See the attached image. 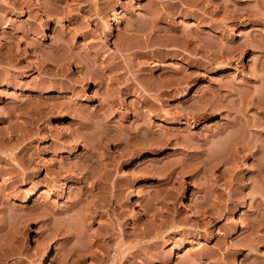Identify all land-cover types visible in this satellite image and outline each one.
Listing matches in <instances>:
<instances>
[{
  "label": "rangeland",
  "instance_id": "rangeland-1",
  "mask_svg": "<svg viewBox=\"0 0 264 264\" xmlns=\"http://www.w3.org/2000/svg\"><path fill=\"white\" fill-rule=\"evenodd\" d=\"M42 258L264 264V0H0V264Z\"/></svg>",
  "mask_w": 264,
  "mask_h": 264
},
{
  "label": "bare ground",
  "instance_id": "bare-ground-1",
  "mask_svg": "<svg viewBox=\"0 0 264 264\" xmlns=\"http://www.w3.org/2000/svg\"><path fill=\"white\" fill-rule=\"evenodd\" d=\"M117 23H118V13H117V11L116 10H113L112 11V18H111V20L107 23V25H106V29H105V33H108V34H113L114 33V30H115V26L117 25ZM241 26H247V25H249V23H247V22H242L241 24H240ZM229 67L231 68L232 67V65H229ZM193 84H191V85H189L188 87H187V90L185 91V94L184 95H181L180 97H185V96H188L191 92H192V89H193ZM153 103V102H152ZM151 103V104H152ZM153 105V104H152ZM201 115V114H200ZM162 121H167L165 118H163V117H161L160 118ZM70 179L69 178H66L65 180H64V182H63V185H62V187H61V189L62 190H67L68 189V187H69V183H70ZM38 191H40V187L39 186H33L31 189H30V192H29V195H30V198H32L35 194H36V192H38ZM182 199L184 200V202L185 203H187V204H189V201H188V199H189V196H188V193L186 192V191H184V193L182 194ZM234 231H236V229L234 230ZM183 247H185L184 245H182V244H177L176 246H175V253L177 252V251H179L180 249H182ZM46 258H42L41 260H39V262H37L36 264H46ZM233 264H237V261L236 260H234V262H233Z\"/></svg>",
  "mask_w": 264,
  "mask_h": 264
}]
</instances>
